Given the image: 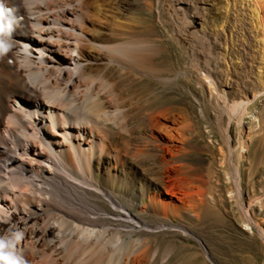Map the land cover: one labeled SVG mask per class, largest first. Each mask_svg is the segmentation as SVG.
<instances>
[{"label": "bare ground", "instance_id": "6f19581e", "mask_svg": "<svg viewBox=\"0 0 264 264\" xmlns=\"http://www.w3.org/2000/svg\"><path fill=\"white\" fill-rule=\"evenodd\" d=\"M0 2V254L223 264L210 147L260 242L245 262L264 264V188L245 177L254 142L264 159V0ZM202 122L218 146L201 144Z\"/></svg>", "mask_w": 264, "mask_h": 264}, {"label": "rangeland", "instance_id": "374dc122", "mask_svg": "<svg viewBox=\"0 0 264 264\" xmlns=\"http://www.w3.org/2000/svg\"><path fill=\"white\" fill-rule=\"evenodd\" d=\"M166 55L172 67L181 68L183 66L184 54L180 52L176 45L170 46ZM252 119L254 118L252 117ZM201 125L203 130L200 136L201 144L206 145V143L215 142L216 146H218V138L212 133L208 124L202 122ZM212 155L217 157L213 158ZM203 158H205L202 165L203 170L210 179L211 186L220 203L216 214L215 210H213L210 217L212 221L216 220L217 223L216 226L211 227L210 232L217 239L220 261L223 264H246L245 260L248 257H255L258 262H261L262 250L259 240L241 223L237 212L233 210L234 205L225 199V196H227V186L224 184V179L226 177L219 166L218 152L216 149L212 150L208 147ZM249 159L251 168L245 171L248 190L252 191L255 189V191L260 192L264 188V159L258 152L256 142L253 143ZM248 170L252 173V176H250ZM174 221L175 223H179L177 220ZM194 228L198 229L197 223ZM178 240L180 244H183L182 240ZM190 240L192 243H195L194 239Z\"/></svg>", "mask_w": 264, "mask_h": 264}, {"label": "clouds", "instance_id": "9594fccd", "mask_svg": "<svg viewBox=\"0 0 264 264\" xmlns=\"http://www.w3.org/2000/svg\"><path fill=\"white\" fill-rule=\"evenodd\" d=\"M4 17V7H3V3L0 2V18ZM11 20L8 21V25L7 27L10 28L11 27ZM7 47L4 46L3 44H0V54H2L3 52H7ZM17 239H19V237H17ZM5 245L0 242V249L4 248ZM0 260H3L5 262V264H21V262L11 258L9 255H2L0 254Z\"/></svg>", "mask_w": 264, "mask_h": 264}]
</instances>
